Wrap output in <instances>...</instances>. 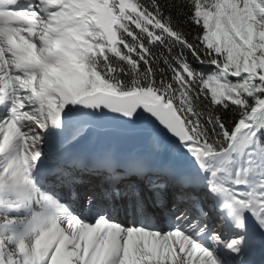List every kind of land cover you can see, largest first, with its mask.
<instances>
[{
    "label": "snow or ice",
    "instance_id": "snow-or-ice-1",
    "mask_svg": "<svg viewBox=\"0 0 264 264\" xmlns=\"http://www.w3.org/2000/svg\"><path fill=\"white\" fill-rule=\"evenodd\" d=\"M0 264H264V0H0Z\"/></svg>",
    "mask_w": 264,
    "mask_h": 264
},
{
    "label": "bare ground",
    "instance_id": "bare-ground-1",
    "mask_svg": "<svg viewBox=\"0 0 264 264\" xmlns=\"http://www.w3.org/2000/svg\"><path fill=\"white\" fill-rule=\"evenodd\" d=\"M128 210L130 211V209H128ZM126 212H127V211H121L120 215L118 216V219L121 220V221L124 220V221L129 222V221H128L129 216H127ZM129 214L132 216V213H131V212H129ZM123 215H126V216H125V219H126V220L123 218Z\"/></svg>",
    "mask_w": 264,
    "mask_h": 264
},
{
    "label": "trees",
    "instance_id": "trees-1",
    "mask_svg": "<svg viewBox=\"0 0 264 264\" xmlns=\"http://www.w3.org/2000/svg\"><path fill=\"white\" fill-rule=\"evenodd\" d=\"M189 29L195 30V26L189 25Z\"/></svg>",
    "mask_w": 264,
    "mask_h": 264
},
{
    "label": "rangeland",
    "instance_id": "rangeland-1",
    "mask_svg": "<svg viewBox=\"0 0 264 264\" xmlns=\"http://www.w3.org/2000/svg\"><path fill=\"white\" fill-rule=\"evenodd\" d=\"M233 79H235V78H233Z\"/></svg>",
    "mask_w": 264,
    "mask_h": 264
}]
</instances>
